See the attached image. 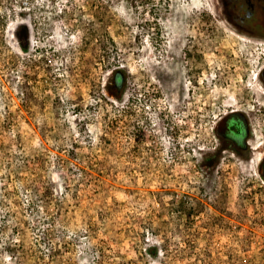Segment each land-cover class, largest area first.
Wrapping results in <instances>:
<instances>
[{"label": "rangeland", "instance_id": "374dc122", "mask_svg": "<svg viewBox=\"0 0 264 264\" xmlns=\"http://www.w3.org/2000/svg\"><path fill=\"white\" fill-rule=\"evenodd\" d=\"M261 55L213 0H0V264H264Z\"/></svg>", "mask_w": 264, "mask_h": 264}, {"label": "flooded vegetation", "instance_id": "af4514ba", "mask_svg": "<svg viewBox=\"0 0 264 264\" xmlns=\"http://www.w3.org/2000/svg\"><path fill=\"white\" fill-rule=\"evenodd\" d=\"M213 9L217 16L221 17L226 24L237 33L254 39H258L261 50V58L264 59V0H213ZM122 78L116 80L111 75L109 86L113 89V95L119 99L120 93L124 89L126 79L123 74ZM259 80L264 89V62L259 71ZM186 78L182 77L181 83V107L184 109L189 102L187 98L193 96L194 88L198 83L190 87L186 86ZM196 83V84H197ZM182 109L184 114L185 110ZM214 137L218 141L215 151L216 161L220 159V154L226 149H232L240 153L239 155H250L248 149L251 135L248 119L245 113L239 109H231L220 116L214 124ZM261 157L258 163L259 176L264 180V143L261 146ZM243 155V156H244Z\"/></svg>", "mask_w": 264, "mask_h": 264}, {"label": "trees", "instance_id": "16d2710c", "mask_svg": "<svg viewBox=\"0 0 264 264\" xmlns=\"http://www.w3.org/2000/svg\"><path fill=\"white\" fill-rule=\"evenodd\" d=\"M121 74H122V72H121L120 69H115V70L112 71V75L114 76V78L116 80H119L120 78H122ZM36 197H37V199L34 198V200H32V203L34 205H37V203L39 202V199L41 200L40 196H36ZM42 201H46V198H43ZM47 215H48V217L43 218V221H45L48 225H50L52 223L51 220L49 219L50 213L48 212ZM50 228H52V227H49V230L48 229L46 230L45 236L51 235L52 232H50ZM151 252L153 254H156V249L153 248V250Z\"/></svg>", "mask_w": 264, "mask_h": 264}, {"label": "water", "instance_id": "95a60500", "mask_svg": "<svg viewBox=\"0 0 264 264\" xmlns=\"http://www.w3.org/2000/svg\"><path fill=\"white\" fill-rule=\"evenodd\" d=\"M113 94V93H112Z\"/></svg>", "mask_w": 264, "mask_h": 264}]
</instances>
